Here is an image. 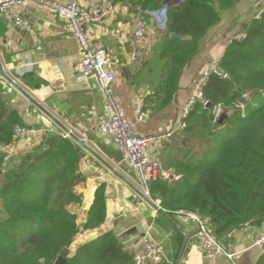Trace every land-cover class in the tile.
I'll list each match as a JSON object with an SVG mask.
<instances>
[{"label": "trees", "instance_id": "1", "mask_svg": "<svg viewBox=\"0 0 264 264\" xmlns=\"http://www.w3.org/2000/svg\"><path fill=\"white\" fill-rule=\"evenodd\" d=\"M163 1L145 0L144 10L158 11ZM240 1L186 0L167 10L165 36L155 50L154 69H160L155 100L163 105L175 101L182 73L198 54L200 42ZM245 33L229 44L220 60L228 78L211 75L203 93L204 101L224 114L234 113L220 123L214 111L197 103L184 120L186 132H207L211 139L198 137L199 159L176 164L181 181L168 185L158 180L151 189L170 217L176 212L200 214L222 243L244 224L264 222V12ZM246 93L252 101L242 112L236 104ZM17 125L25 126L0 80V151L12 144ZM73 141L50 136L6 172L0 152V264H55L60 257L67 264H133L134 253L112 232L71 252L78 235L99 228L107 218L104 186L97 189L85 224L80 226L72 211L82 204L76 187L85 180ZM258 264H264V255Z\"/></svg>", "mask_w": 264, "mask_h": 264}, {"label": "crops", "instance_id": "2", "mask_svg": "<svg viewBox=\"0 0 264 264\" xmlns=\"http://www.w3.org/2000/svg\"><path fill=\"white\" fill-rule=\"evenodd\" d=\"M54 1L67 4L70 0ZM144 1L79 0V3L83 8L108 4L116 6L117 11L113 17L88 27L87 32L95 46L106 49L116 64L111 90L125 115L136 125L137 133L141 136H161L175 130L171 139L157 141L150 146L148 154L158 156L165 166L176 170L178 162L200 158V152L199 155L189 152L190 145L193 148L198 139L202 147L198 137L186 132L182 115L184 104L193 94L204 69L211 62L223 58L229 44L245 31V27L255 19L256 13L261 11L264 0H241L222 15L221 21L200 42L198 54L182 73L175 101L168 105L153 98L160 76V69H154V65L158 64L155 50L165 36L166 27L160 17L153 15L159 10L149 12L148 31L137 43L136 54L132 59L131 20L146 11ZM22 15L30 23L27 30L16 27L0 13V62L47 114L16 91L1 74L0 80L5 86L10 106L18 111L25 126L45 133L41 139L19 141L0 152L5 156V165L14 166L23 155L40 146L46 138L63 136L67 129L85 140L100 156L102 161L75 142L80 171L85 180L76 187L77 193L83 198L82 204L72 207V211L78 215L80 226L85 224L96 191L104 186L107 218L99 228L78 235L71 252L104 233L112 232L117 237L133 228H139L140 234L145 232L148 238L162 248L164 262L258 264L264 250L256 246L255 241L264 234V222L244 224L225 236L221 243L228 254L234 255L233 259L225 254L206 259L199 243L193 238L196 227L189 218L181 214H173L172 217L160 214L140 196L137 173L123 160L122 152L114 142L96 130L98 118L111 114L105 92L94 77L83 84L76 82L75 66L80 60L78 39L63 19L38 2L26 4ZM136 106L143 113L141 121L135 114ZM131 237L126 242L130 245L136 241ZM122 244L135 254L143 249L144 239L130 247Z\"/></svg>", "mask_w": 264, "mask_h": 264}, {"label": "built area", "instance_id": "3", "mask_svg": "<svg viewBox=\"0 0 264 264\" xmlns=\"http://www.w3.org/2000/svg\"><path fill=\"white\" fill-rule=\"evenodd\" d=\"M33 1L49 7L56 16L67 23L72 34L78 39L80 44V60L75 66L76 82L83 84L92 77L96 78L99 87L108 98L111 110L110 116L98 118L96 130L114 142L121 150L123 160L137 173L140 179L139 192L145 198L155 202L167 214L168 211L163 209L161 201H155L152 198V186L158 180L172 185L181 181L183 177L174 168L165 166L158 156H150L148 148L157 141L171 139L175 134V130L161 136H141L137 133L136 125L125 115L111 90L115 79L114 68L116 64L106 49L95 46L94 41L87 32L88 27L103 23L113 17L117 11L116 6L108 4L106 6L83 8L79 0H70L67 4H61L54 0H0V13L8 18L16 27L27 30L30 28V23L23 17L22 9L26 4ZM263 12L264 4L261 11L256 13L255 19H260ZM148 15L149 12L145 11L143 15L133 17L131 20L133 28L132 40L130 42L133 50L132 59L136 54L137 43L144 38L148 31ZM245 37L246 33L244 31L236 39H243ZM213 74L222 76L225 79L228 78V74L222 69L220 61L211 62L202 72L193 94L183 106L182 115L184 119L191 114L197 103L201 102L206 106L207 102L204 101L203 93L210 76ZM242 99V101L237 102L236 109L244 112L246 103L252 101V96L250 93H246ZM214 112L216 118H219L223 110L221 107H218ZM233 113L234 110H231L227 115ZM135 114L141 121L143 113L139 106H136ZM44 133L45 131L34 127L17 125L14 128L12 144L19 141L41 139ZM63 136L68 138L69 134L64 133ZM176 214L186 216L195 225L193 238L199 243L204 258L214 259L225 254L229 259H233L234 255L228 254L225 251L223 244L205 217L194 212H176ZM143 239L144 247L142 250L135 252L133 264H163L162 248L147 236ZM255 245L264 250V234L256 239Z\"/></svg>", "mask_w": 264, "mask_h": 264}, {"label": "water", "instance_id": "4", "mask_svg": "<svg viewBox=\"0 0 264 264\" xmlns=\"http://www.w3.org/2000/svg\"><path fill=\"white\" fill-rule=\"evenodd\" d=\"M186 0H164L163 1V8L161 10H159L157 13H154L153 15L155 17H160L161 18V23L164 25V27L166 26V23H167V10L172 7V6H181ZM172 37L173 38H179V39H182V40H187L189 39L188 36H180V35H177V34H172ZM0 74L2 76V78L8 82L16 91H18L21 95H23L25 98H27L28 100L34 102L39 108H41V110L43 112L46 113V110L19 84V82H17L12 76H10L3 64L0 62ZM206 107L212 111H215L216 108L214 106L213 103L211 102H207L206 104ZM47 114V113H46ZM227 118V115L222 113L220 116H219V122L222 123L223 122V119ZM66 133L69 134V137L72 138L74 140V142H76L79 146H81L83 149H85L87 152H89L90 154H92L94 157H96L98 160H101L102 159L100 158V156L92 149L90 148L87 143L85 142V140H83L82 138H79L78 136H75L71 131L65 129L64 130ZM140 193V196L147 202L149 203L156 211H158L160 214H163V215H167L163 210H161L159 208V206L153 202L152 200L148 199V198H145L141 192ZM138 229L139 228H133L132 230H130L129 232H126L125 234H122L120 236H117V239L124 243L126 246H132V244H135L136 242H138L140 239H143L145 236H146V233L143 232L142 234H140L138 232ZM131 237L132 240L136 239V241L134 243H126L128 239V237ZM55 264H67V260L63 257H60L58 258V260L55 262Z\"/></svg>", "mask_w": 264, "mask_h": 264}, {"label": "rangeland", "instance_id": "5", "mask_svg": "<svg viewBox=\"0 0 264 264\" xmlns=\"http://www.w3.org/2000/svg\"><path fill=\"white\" fill-rule=\"evenodd\" d=\"M179 134L180 133H178L177 134V138L179 137ZM200 136H202L204 139H205V141H207L209 138H210V136L208 135V133L206 132V133H199V134H197V136L196 137H200ZM211 139V138H210ZM198 139L196 140V143H195V145L197 146V147H195V145H194V147L192 148V146L190 145V149H189V152H192L193 154H200V153H202L201 151L202 150H200L201 148H199V147H201V145L200 144H198ZM189 145H187V147H188ZM196 148V149H195ZM199 148V149H198ZM198 152H200V153H198ZM182 155V154H181ZM196 159H199V158H196ZM17 162V161H16ZM10 166H12V164H6V165H4V167H3V171L4 172H6L9 168H10Z\"/></svg>", "mask_w": 264, "mask_h": 264}]
</instances>
